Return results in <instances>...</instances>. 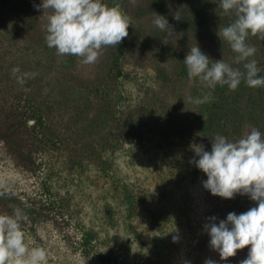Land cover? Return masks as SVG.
<instances>
[{"label":"rangeland","instance_id":"1","mask_svg":"<svg viewBox=\"0 0 264 264\" xmlns=\"http://www.w3.org/2000/svg\"><path fill=\"white\" fill-rule=\"evenodd\" d=\"M42 2L0 0V214L23 210L47 264H240L247 247L222 260L200 233L252 200L212 195L191 161L214 135L264 133V87L210 89L184 64L198 43L243 70L218 35L234 15L218 0H104L131 17L129 36L84 64L47 46ZM247 42L264 76V40Z\"/></svg>","mask_w":264,"mask_h":264},{"label":"clouds","instance_id":"2","mask_svg":"<svg viewBox=\"0 0 264 264\" xmlns=\"http://www.w3.org/2000/svg\"><path fill=\"white\" fill-rule=\"evenodd\" d=\"M218 3L225 14L235 17L232 23L219 29L218 35L236 54L233 62L243 63V70L223 59H210L197 43L184 60L189 80H199L210 89L226 85L235 91L242 81L251 88L264 87V76L260 75L257 60L252 58L257 50L247 42L249 36L264 40V0H218ZM40 9L43 16L51 10L46 17L47 46L54 48L57 55L77 56L84 64L96 63L104 48L122 43L132 25L131 17L119 6L110 7L104 0H43L37 6ZM153 23L161 31L171 29L164 16L156 14ZM12 72L19 73V67ZM18 82L23 84L24 80L20 78ZM189 100L199 105L207 103L209 96ZM194 151L199 159L191 162L206 174L203 185L212 195L225 199L248 195L257 202L256 207L239 215L229 213L218 224L216 217L209 218L210 223L204 228L211 237L212 249L227 260L250 246L247 258L240 264H264V133L253 127L236 141L214 135L211 151H206L203 145L195 146ZM5 194L12 195L10 189L0 192ZM25 219L20 208H14L11 215L0 214V264H47V251L28 243L22 228ZM177 239L173 237L174 242ZM205 264L216 262L208 259Z\"/></svg>","mask_w":264,"mask_h":264},{"label":"trees","instance_id":"3","mask_svg":"<svg viewBox=\"0 0 264 264\" xmlns=\"http://www.w3.org/2000/svg\"><path fill=\"white\" fill-rule=\"evenodd\" d=\"M257 206V202H255V201H251L248 205H244V206H242V208H241V210H240V212H237L236 214L237 215H239V214H241V213H244V212H246V211H248L250 208H252V207H256ZM222 216H220V218H221ZM203 228V230L201 231V233H200V237L201 238H205V239H211V237H210V235L208 234V232H206L205 231V228L204 227H202ZM204 240V239H203ZM201 244H203V242L201 243ZM248 249L250 248V246L249 247H247Z\"/></svg>","mask_w":264,"mask_h":264}]
</instances>
